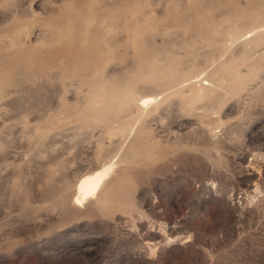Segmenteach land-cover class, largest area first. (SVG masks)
<instances>
[{
	"label": "rangeland",
	"instance_id": "obj_1",
	"mask_svg": "<svg viewBox=\"0 0 264 264\" xmlns=\"http://www.w3.org/2000/svg\"><path fill=\"white\" fill-rule=\"evenodd\" d=\"M0 264H264V0H0Z\"/></svg>",
	"mask_w": 264,
	"mask_h": 264
},
{
	"label": "bare ground",
	"instance_id": "obj_2",
	"mask_svg": "<svg viewBox=\"0 0 264 264\" xmlns=\"http://www.w3.org/2000/svg\"><path fill=\"white\" fill-rule=\"evenodd\" d=\"M154 100L155 98L153 97H146L142 100V105L147 107V105L152 103ZM113 171L114 164H108L104 165L93 175L84 178L77 186L75 194L76 203H83L85 201H88L92 197L98 195L103 190L106 183L109 181V177L111 176Z\"/></svg>",
	"mask_w": 264,
	"mask_h": 264
}]
</instances>
